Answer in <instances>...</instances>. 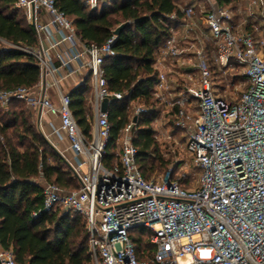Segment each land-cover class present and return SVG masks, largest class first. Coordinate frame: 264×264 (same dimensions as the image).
<instances>
[{
	"label": "built area",
	"instance_id": "2783aa9c",
	"mask_svg": "<svg viewBox=\"0 0 264 264\" xmlns=\"http://www.w3.org/2000/svg\"><path fill=\"white\" fill-rule=\"evenodd\" d=\"M194 2L181 6L182 17L168 16L173 22L170 35L154 60L153 94L163 113L172 112L173 126L181 131L185 151L198 171L194 186L187 188L171 178L172 167L160 179L142 177L132 129L147 111L143 106L133 108L121 131L117 161L104 164L110 127L101 103L121 99V94L108 91L104 78L105 60L116 55L115 35L101 45L85 43L55 0H15L37 34H44L50 44L26 50L40 70L35 87L0 89V106L19 100L58 118L79 188L67 191L39 181L43 211L81 217L93 264H264V0H239V21L236 13L215 0ZM84 3L90 10L99 8V0ZM248 20L257 37L242 31ZM65 44L69 47L60 52ZM54 49H59L58 66L50 54ZM186 51L192 53L197 74L186 73L175 89L169 73L184 65ZM208 56L221 75L240 71L241 76L232 75L242 80L235 100L216 92ZM72 64L75 72L86 69L90 79V137L78 128L71 99L60 90L59 81L46 80L60 75V70L74 72ZM48 88L56 90V99ZM137 229L151 235L153 253L144 260L136 256L132 232ZM0 264H16L11 250L0 248Z\"/></svg>",
	"mask_w": 264,
	"mask_h": 264
},
{
	"label": "trees",
	"instance_id": "16d2710c",
	"mask_svg": "<svg viewBox=\"0 0 264 264\" xmlns=\"http://www.w3.org/2000/svg\"><path fill=\"white\" fill-rule=\"evenodd\" d=\"M195 0H108L97 10H90L84 0H55L56 7L71 20L76 35L85 43L101 45L115 35V56L104 62L108 91L121 94L108 105L109 141L104 164L117 161L118 140L129 122L133 108H147L132 129L137 148L136 163L146 180L167 170L159 144L153 135V122L163 111L153 91L157 81L154 67L157 49L170 35L173 24L168 16L182 17L181 6ZM218 5L237 13L239 0H215ZM15 0H0V89L33 88L40 80L38 62L26 50L38 48L41 35L26 24ZM242 24V31L257 37L252 25ZM211 51V44L207 43ZM208 52V54L210 53ZM208 62L213 77L221 73ZM241 78L232 77L233 84ZM183 83V80H181ZM86 79L69 92L70 110L80 131L90 137L93 123ZM172 123V112L166 114ZM171 178L176 180L171 174ZM55 183L67 191H76L79 183L67 162L52 148L36 128L26 104L12 100L0 107V248L11 250L16 264H93L85 225L72 213L50 214L43 211L39 181ZM185 185V179H178ZM36 213V216H33ZM138 260L153 253L150 233L132 232Z\"/></svg>",
	"mask_w": 264,
	"mask_h": 264
},
{
	"label": "rangeland",
	"instance_id": "374dc122",
	"mask_svg": "<svg viewBox=\"0 0 264 264\" xmlns=\"http://www.w3.org/2000/svg\"><path fill=\"white\" fill-rule=\"evenodd\" d=\"M103 1L107 0H99V6ZM179 45L181 48L185 47L186 41L182 40ZM191 55V51H186L182 55L183 58L187 60L184 65L177 67L175 69L176 72L169 73V80L172 83L173 88L178 89V87L181 85V80L184 78L186 73L193 72L197 74L194 68L195 61L191 58ZM233 74L239 75L240 71H230L226 75L223 74L217 78L214 77V88L216 89V92H219L223 96H226L228 100L231 101L235 100L238 93L242 90V83L239 82L242 81L241 79L234 84L230 82ZM163 111L153 122L152 129L154 138L160 146L159 149L162 153L163 158L170 161L167 170L172 167V175L175 179H180L182 178V174H185V178H182L187 180L185 183V187L191 188L196 182L198 171L193 166L189 155L185 151V141L181 131L177 130L173 126V123H171V121L166 118L167 113H163ZM166 171H157L151 178L160 179L163 175H165Z\"/></svg>",
	"mask_w": 264,
	"mask_h": 264
},
{
	"label": "crops",
	"instance_id": "0c3cea01",
	"mask_svg": "<svg viewBox=\"0 0 264 264\" xmlns=\"http://www.w3.org/2000/svg\"><path fill=\"white\" fill-rule=\"evenodd\" d=\"M108 2L107 1H103ZM102 5V4H101ZM100 5V6H101ZM184 5H189V3H184ZM99 6V8H100ZM14 7L15 3H14ZM17 8V7H16ZM19 9V8H18ZM21 16H23L26 24L32 26L28 19L26 18L25 13L19 9ZM41 35V40L39 47L46 49L49 44L50 40L45 38L44 34ZM55 37L58 39L59 35L55 34ZM69 47L67 44L60 46V52H63ZM59 51V49H54L50 51L53 64L55 66H58L59 63L55 59V54ZM71 69L74 70V72L71 71H62L60 70V75L55 74L54 77L51 78V76H48L46 80L48 82L51 81V79H56L59 81V88L64 94H68L69 92L79 85H81L86 79L89 81L90 85V79L88 77V72L86 69L80 70L79 72L76 71V65L72 64ZM47 92L49 93L52 98L56 99V90L47 89ZM89 101H91V85H90V95L88 97ZM91 103V102H90ZM32 117V121L35 124L36 128L39 130V132L43 135V137L48 141V143L52 146V148L67 162L68 165H71L72 163V153L69 150V142L67 138L65 137L64 133L59 131V120L57 117H52L47 114H44L40 110H32L31 108H28Z\"/></svg>",
	"mask_w": 264,
	"mask_h": 264
},
{
	"label": "water",
	"instance_id": "95a60500",
	"mask_svg": "<svg viewBox=\"0 0 264 264\" xmlns=\"http://www.w3.org/2000/svg\"><path fill=\"white\" fill-rule=\"evenodd\" d=\"M122 28H123V26L118 27V28L114 31V35L118 36ZM108 105H109L108 100H107V99H104V100L102 101V103H101V107H100L101 112H106L107 109H108Z\"/></svg>",
	"mask_w": 264,
	"mask_h": 264
}]
</instances>
